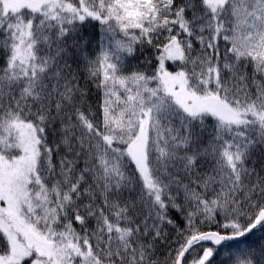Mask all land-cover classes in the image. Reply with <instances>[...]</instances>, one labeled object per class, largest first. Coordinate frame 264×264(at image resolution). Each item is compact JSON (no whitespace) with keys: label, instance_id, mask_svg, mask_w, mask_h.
<instances>
[{"label":"snow or ice","instance_id":"6c2138e0","mask_svg":"<svg viewBox=\"0 0 264 264\" xmlns=\"http://www.w3.org/2000/svg\"><path fill=\"white\" fill-rule=\"evenodd\" d=\"M257 233L264 0H0V264H264Z\"/></svg>","mask_w":264,"mask_h":264},{"label":"trees","instance_id":"16d2710c","mask_svg":"<svg viewBox=\"0 0 264 264\" xmlns=\"http://www.w3.org/2000/svg\"><path fill=\"white\" fill-rule=\"evenodd\" d=\"M264 235V234H261V233H257L251 237L248 238V240L246 241V243L244 244H240L239 247L240 248H244L246 247L247 244H253V243H257L260 241V238L261 236ZM227 255L226 252L224 251H221L220 255L217 257V260H223L225 258V256Z\"/></svg>","mask_w":264,"mask_h":264}]
</instances>
